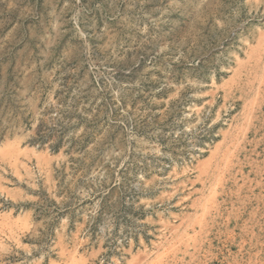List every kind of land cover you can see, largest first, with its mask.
Segmentation results:
<instances>
[{
	"label": "rangeland",
	"instance_id": "obj_1",
	"mask_svg": "<svg viewBox=\"0 0 264 264\" xmlns=\"http://www.w3.org/2000/svg\"><path fill=\"white\" fill-rule=\"evenodd\" d=\"M0 264H264V0H0Z\"/></svg>",
	"mask_w": 264,
	"mask_h": 264
},
{
	"label": "trees",
	"instance_id": "obj_2",
	"mask_svg": "<svg viewBox=\"0 0 264 264\" xmlns=\"http://www.w3.org/2000/svg\"><path fill=\"white\" fill-rule=\"evenodd\" d=\"M42 142H43V141H42ZM59 147H60V142L58 141V142L56 143V146L53 148V150H54V151H57Z\"/></svg>",
	"mask_w": 264,
	"mask_h": 264
}]
</instances>
